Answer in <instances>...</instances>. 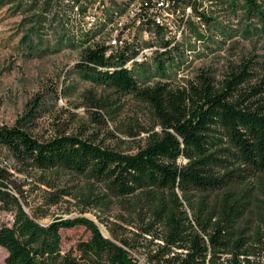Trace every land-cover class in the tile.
<instances>
[{"label":"trees","instance_id":"trees-1","mask_svg":"<svg viewBox=\"0 0 264 264\" xmlns=\"http://www.w3.org/2000/svg\"><path fill=\"white\" fill-rule=\"evenodd\" d=\"M23 2L0 0V9L9 6L15 13ZM243 3L248 12L258 10L256 0ZM174 5L189 6L198 19L188 20L189 36L181 34L178 40L165 39L163 27L154 22L148 29L155 34L152 41L124 43L111 52L103 43L86 45L102 27L82 33L77 42L73 36L66 37L67 43L81 47L78 66L85 79L130 95L153 112L158 129L148 130L134 152L76 135L38 140L24 127L23 118L0 126V148L41 171L61 170L93 179L104 193L90 192L91 200L104 199L106 193L140 199L146 223L138 233L149 235L155 245L147 255L148 264H264V199L260 198L264 195L260 184L264 175V71L252 84L256 73L242 62L228 66L220 81L210 70L201 69L184 85L175 84L166 70L187 65L191 53L200 55L196 44L208 48L205 32L218 29V16L214 8L199 11L201 4L195 0H174ZM236 5L237 0L228 3ZM44 22L40 16L39 26L31 32L36 34ZM157 35L158 41L153 42ZM220 35L231 34L222 29ZM36 37L24 36L20 43L32 49ZM152 48L161 77L153 82L146 68L140 70L145 60L131 61L142 49ZM4 179L0 169V208L9 209L17 201L6 190ZM77 224L89 230V237L62 250L60 231ZM138 245L122 236L104 237L86 218H54L41 225L19 207L11 224H0L6 264H138L133 256Z\"/></svg>","mask_w":264,"mask_h":264},{"label":"rangeland","instance_id":"rangeland-1","mask_svg":"<svg viewBox=\"0 0 264 264\" xmlns=\"http://www.w3.org/2000/svg\"><path fill=\"white\" fill-rule=\"evenodd\" d=\"M32 1L24 0L15 13L9 6L0 9V126H11L23 118L24 127L38 140L62 134L76 135L122 152H134L144 142L148 130L158 129L153 112L130 95L119 94L85 79L78 66L81 47L70 45L66 38L73 36L77 42L82 33L102 27L86 45L94 42L107 45L114 36L130 38L132 44L152 41L144 37L141 25H137L136 18L132 17L129 6L132 0L128 6L120 4L121 0H101L98 7L104 11L106 23L93 26L88 24L87 15L97 0ZM229 2L232 0H223L219 5L201 0L199 11L207 13L212 8L217 11L218 29L204 31L210 40L206 42L207 49L196 44L200 55L191 53L187 65L171 66L166 70L173 76L175 84L184 85L201 69L210 70L215 80L220 81L228 66L242 62L256 73L251 79L252 84L264 71L261 68L264 65V0H256L258 10L250 12L243 0H237L235 7H229ZM76 4L77 15L71 13ZM177 7L185 10L181 5ZM192 12L187 19L197 22ZM40 16L45 22L33 34L31 29L39 26ZM53 16L55 20H52ZM222 29L231 35H220ZM27 35L37 36L33 39L32 49L20 43ZM182 35L189 36L187 26ZM154 49L146 52L147 57L141 61L145 60L147 64L140 68H146L151 82L161 79L153 61ZM0 169L5 176L6 190L17 201V204H10L9 209L0 208V224H11L13 212L18 207L41 225L54 218H86L104 237L114 240L122 236L134 240L139 245L133 256L138 259V264H148L147 255L155 245L149 235L138 233L140 226L146 223L140 199L114 198L106 193L104 199L93 201L90 192L104 193L93 179L61 170L41 171L19 162L4 148H0ZM260 180L264 186V175ZM260 198L264 199V195ZM60 232L64 251L90 235L82 224ZM6 255V250L0 246V264H6Z\"/></svg>","mask_w":264,"mask_h":264},{"label":"built area","instance_id":"built-area-1","mask_svg":"<svg viewBox=\"0 0 264 264\" xmlns=\"http://www.w3.org/2000/svg\"><path fill=\"white\" fill-rule=\"evenodd\" d=\"M195 1L197 4H201V0ZM129 2L130 0H121L120 4H126L128 6ZM100 4L101 0H97V4L92 5L91 17H96L97 13H104V11L98 7ZM202 6H204V4H202ZM186 8H189V6H186L185 9ZM184 12L185 10L175 9L174 0H142V7H138L137 13H132V17L136 18L137 25H141V32H143V35L147 34V31L150 29V25L152 22H154V20H162L165 25H167L170 34L174 35L183 32V29L185 26H187L188 20H190L184 19ZM71 13L77 15V8H71ZM170 23H172L174 26H172ZM115 41L119 43L120 47V44L130 43V38H116ZM157 41L158 35L157 38L153 40V42ZM109 52L111 51L109 50ZM137 55L135 56V59H137Z\"/></svg>","mask_w":264,"mask_h":264},{"label":"bare ground","instance_id":"bare-ground-1","mask_svg":"<svg viewBox=\"0 0 264 264\" xmlns=\"http://www.w3.org/2000/svg\"><path fill=\"white\" fill-rule=\"evenodd\" d=\"M131 8H132V13H137V9L138 7H142V0H132V3L129 5ZM137 6V7H136ZM76 8H78V5L75 6ZM136 7V8H135ZM175 7V5H174ZM178 9V7H175V9ZM79 11V10H78ZM191 14V8H186L185 9V12H184V19H187L189 17V15ZM116 15V13H114V16ZM87 21H88V24L90 26H93V25H98L100 23H103L105 24L106 23V18H105V15L104 13H97L96 14V17H91V12H88V15H87ZM153 25H160L161 27H163V32H162V36L165 38V39H168V40H173L174 38L175 39H180L181 37V34L183 32H180V33H177V34H170L167 26L165 25V23L162 21V20H154V23H152ZM150 33V35L148 34ZM146 38H155V34L152 33V31H147V34L144 36ZM116 37H111L109 39V41L107 42V52L112 51V50H118L120 49L121 47H123L124 44H120V47H119V43H117L116 41ZM149 49H142L138 55H137V59H135V57L132 59L133 62H140L143 57H147L146 56V52L148 51Z\"/></svg>","mask_w":264,"mask_h":264}]
</instances>
